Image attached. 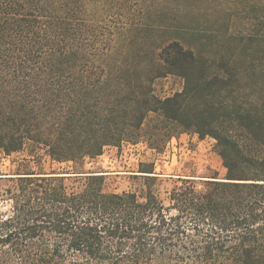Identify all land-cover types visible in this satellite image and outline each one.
I'll list each match as a JSON object with an SVG mask.
<instances>
[{
  "label": "trees",
  "instance_id": "1",
  "mask_svg": "<svg viewBox=\"0 0 264 264\" xmlns=\"http://www.w3.org/2000/svg\"><path fill=\"white\" fill-rule=\"evenodd\" d=\"M183 79L160 97L154 82ZM213 138L225 174L103 189L106 147ZM0 264H264V0H0ZM71 164L40 169L43 157ZM33 166V167H32Z\"/></svg>",
  "mask_w": 264,
  "mask_h": 264
},
{
  "label": "rangeland",
  "instance_id": "2",
  "mask_svg": "<svg viewBox=\"0 0 264 264\" xmlns=\"http://www.w3.org/2000/svg\"><path fill=\"white\" fill-rule=\"evenodd\" d=\"M183 83L179 76L168 75L154 82V90L160 97H167L181 91ZM154 124H159L158 117L150 114L143 124L141 138L135 143L125 142L120 148L106 147L100 156L86 159L81 170L103 173V189L122 192L140 186L139 180L132 177L137 173L140 162L154 164L155 172L162 175L159 188L162 194L173 184L177 175L204 177L217 173L222 177L225 174L213 138L206 136L200 139L192 130L182 132L175 129L170 130L167 137L159 136L156 144L151 145L145 131ZM19 156L5 157L0 154V173L14 170L16 166L12 160H17ZM69 168L71 164L52 163L47 156L43 157L40 166L46 172Z\"/></svg>",
  "mask_w": 264,
  "mask_h": 264
}]
</instances>
